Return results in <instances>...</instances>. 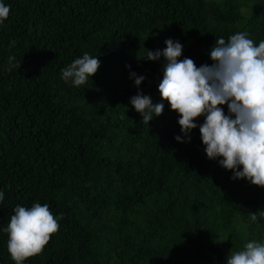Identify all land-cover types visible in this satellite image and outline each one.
<instances>
[{"label":"trees","instance_id":"trees-1","mask_svg":"<svg viewBox=\"0 0 264 264\" xmlns=\"http://www.w3.org/2000/svg\"><path fill=\"white\" fill-rule=\"evenodd\" d=\"M0 3L10 6L0 24V264H15L3 231L14 208L34 203L63 218L23 264H226L264 243V218L249 216L264 211V188L208 159L199 127L183 137L158 91L164 57L137 59L169 38L197 67L211 65L216 39L246 31L258 46L264 0ZM85 52L100 60L96 74L65 83L61 69ZM131 72L145 76L139 88ZM138 91L164 103L148 125L130 104Z\"/></svg>","mask_w":264,"mask_h":264},{"label":"clouds","instance_id":"clouds-1","mask_svg":"<svg viewBox=\"0 0 264 264\" xmlns=\"http://www.w3.org/2000/svg\"><path fill=\"white\" fill-rule=\"evenodd\" d=\"M9 11L10 6L0 3V24L8 18ZM165 44L163 51L146 49V54L137 59L156 61L164 57L166 64L158 91L170 109L178 113L183 137L190 141L192 130L199 127L208 159L222 158L219 164L232 170V179H247L264 188V41L256 46L246 31L231 35L227 41L216 39L209 52L211 65L205 63L199 67L191 58L178 59L183 50L179 41L169 38ZM99 67L98 57L85 52L61 69V78L79 87ZM130 78H134L137 88L145 80V76L135 72L130 73ZM130 104L142 116V124L147 125L164 109V103L154 104L142 91L130 98ZM223 105H227V114ZM199 117L204 118L202 124L195 122ZM175 139L185 142L180 135ZM3 199L4 193L0 191V202ZM249 216L255 223L258 218H264V211H259V217L257 212H250ZM62 218L63 214L55 217L47 204L34 203L30 208L17 205L3 229L15 264H23L29 257L41 253L51 235L59 230L58 220ZM226 264H264V243L247 242L243 250L229 253Z\"/></svg>","mask_w":264,"mask_h":264},{"label":"rangeland","instance_id":"rangeland-1","mask_svg":"<svg viewBox=\"0 0 264 264\" xmlns=\"http://www.w3.org/2000/svg\"><path fill=\"white\" fill-rule=\"evenodd\" d=\"M222 245H223V246H222V247H223V248H222L223 252H224L225 254H228L227 249H226L224 243H223Z\"/></svg>","mask_w":264,"mask_h":264}]
</instances>
